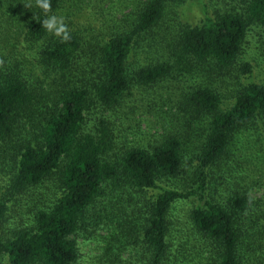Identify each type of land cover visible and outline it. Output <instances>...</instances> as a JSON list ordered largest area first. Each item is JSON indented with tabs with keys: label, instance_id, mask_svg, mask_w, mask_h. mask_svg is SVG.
<instances>
[{
	"label": "trees",
	"instance_id": "trees-1",
	"mask_svg": "<svg viewBox=\"0 0 264 264\" xmlns=\"http://www.w3.org/2000/svg\"><path fill=\"white\" fill-rule=\"evenodd\" d=\"M97 1L0 0V264H81L97 237L88 264H264V81L242 59L264 0H137L100 24Z\"/></svg>",
	"mask_w": 264,
	"mask_h": 264
},
{
	"label": "rangeland",
	"instance_id": "rangeland-1",
	"mask_svg": "<svg viewBox=\"0 0 264 264\" xmlns=\"http://www.w3.org/2000/svg\"><path fill=\"white\" fill-rule=\"evenodd\" d=\"M137 0H98V7L97 9L94 10H103L102 11V16L100 17V21L97 24L103 23L104 21V16H106L107 13H112V15H119L118 17H121L123 14H127L131 10H133L134 3ZM143 1V0H142ZM216 1V6L213 4V7L209 11V13H212L213 9H216V7L223 8L225 6L224 0H215ZM123 2V3H121ZM138 2V1H137ZM96 3V1H93V5ZM82 10L83 8L85 9L84 12H86L87 15H90L93 9H91L93 6L90 4L89 0H83V3L81 4ZM65 10H68V5ZM80 10V9H79ZM176 10H179L181 12H177V15H182V18L185 21H190L192 24L197 23V21H200V19L204 16V10H201V6L195 3L192 4H186L184 6H181L180 8H177ZM219 11V10H218ZM223 11V10H220ZM110 17V20L108 21V24L110 25V21L113 20V17ZM81 22L85 21V18L79 17ZM97 18H99V13H97ZM94 16L92 19H97ZM168 22L174 25H176V21H171L170 16L167 17ZM184 21V22H185ZM93 22V21H92ZM163 34V32H161ZM247 44H246V52L243 54V60H251L253 65H254V78L256 81H264V37L261 36V32L259 30H254L252 28L248 34L247 37ZM19 50H21L19 48ZM154 50V49H153ZM136 62L144 64V62L147 60L145 57V54L140 53V55L135 58ZM146 63V62H145ZM216 80H219V76L217 74L213 75ZM237 82H239L238 79L234 78L229 82L231 85H227L224 89H226V94L229 89H232L236 87ZM182 84H184L182 82ZM160 91L159 94L163 95L166 98V90H158ZM177 95L174 96V102L177 100ZM229 96V93L228 95ZM225 96V97H227ZM228 98V97H227ZM226 98V99H227ZM165 104H170L172 102L168 100L162 101ZM144 104V103H143ZM161 105V101L157 104L153 102L151 106L149 107L150 110L140 113L135 114V119L131 122V125L134 127V131L140 136V137H145V136H152V134H156L158 131L162 130V125L166 122L167 119H162L161 116V111L159 109V106ZM171 107V112H175L177 110L175 103L172 104ZM169 107H165L163 110H167ZM142 113V114H141ZM138 138V137H135ZM248 153H257V155L264 156V146H257L255 150H249ZM255 159L254 162H256ZM258 161H261L260 159ZM247 163V167H253L254 163L252 162L251 164ZM245 165V164H244ZM253 165V166H252ZM264 191V188L262 187H256L255 190L253 191V196L260 197L262 196ZM188 211V206L187 204H181L175 212V225L181 224V228L185 227L186 225V212ZM104 234V232H102ZM100 238V237H99ZM97 237V240L89 241V242H84L82 238L78 239L79 241V246L80 249L85 257V260L81 262V264H88L90 263V258L96 257L100 251H101V243L103 238L99 239Z\"/></svg>",
	"mask_w": 264,
	"mask_h": 264
},
{
	"label": "clouds",
	"instance_id": "clouds-1",
	"mask_svg": "<svg viewBox=\"0 0 264 264\" xmlns=\"http://www.w3.org/2000/svg\"><path fill=\"white\" fill-rule=\"evenodd\" d=\"M43 7H44L45 9H47V8H48V4L45 3V4L43 5ZM44 26H45L49 31H53V30L55 29L56 34H59L60 32L64 31L63 27H59V28L56 27V18H52L51 20H45V21H44ZM64 38H65V39H68L67 34H65Z\"/></svg>",
	"mask_w": 264,
	"mask_h": 264
}]
</instances>
